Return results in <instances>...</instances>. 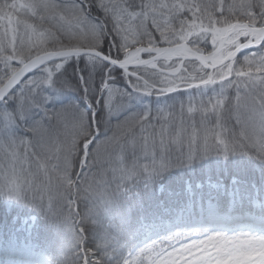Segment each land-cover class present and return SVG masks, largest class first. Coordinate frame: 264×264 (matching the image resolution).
I'll return each instance as SVG.
<instances>
[{
	"label": "snow or ice",
	"instance_id": "snow-or-ice-1",
	"mask_svg": "<svg viewBox=\"0 0 264 264\" xmlns=\"http://www.w3.org/2000/svg\"><path fill=\"white\" fill-rule=\"evenodd\" d=\"M0 216V264H264V0H0Z\"/></svg>",
	"mask_w": 264,
	"mask_h": 264
},
{
	"label": "rangeland",
	"instance_id": "rangeland-1",
	"mask_svg": "<svg viewBox=\"0 0 264 264\" xmlns=\"http://www.w3.org/2000/svg\"><path fill=\"white\" fill-rule=\"evenodd\" d=\"M226 2H230V0H226ZM237 2H238V0H237ZM241 39H243V38H241ZM142 56L144 58H146L147 54L146 53L142 54ZM149 71H152V70L149 69ZM170 95H174V96H177L179 98V94H170ZM37 237H38V231H34V232H31V233L24 232L19 238V243L22 246L26 245V246L30 247L33 250L32 254L31 255H24V256H21V255L17 254V255L14 256V258L15 259L30 260V259H39L42 255H44L46 250L42 246H39L37 244L38 243ZM4 240H5V235H4V232H3V224L1 223L0 224V259L5 258L4 252H3V248H2V244H3Z\"/></svg>",
	"mask_w": 264,
	"mask_h": 264
},
{
	"label": "trees",
	"instance_id": "trees-1",
	"mask_svg": "<svg viewBox=\"0 0 264 264\" xmlns=\"http://www.w3.org/2000/svg\"><path fill=\"white\" fill-rule=\"evenodd\" d=\"M1 217V216H0ZM3 224L4 223V220H3V217L0 218V224ZM55 239V235L53 234L52 231L50 230H47L45 228H41L39 231H38V237H37V240H38V245L39 246H42L46 251L48 250L51 242Z\"/></svg>",
	"mask_w": 264,
	"mask_h": 264
}]
</instances>
